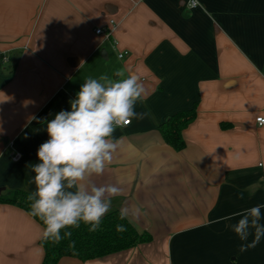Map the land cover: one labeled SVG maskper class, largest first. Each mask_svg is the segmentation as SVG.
Returning <instances> with one entry per match:
<instances>
[{"label":"crops","instance_id":"obj_1","mask_svg":"<svg viewBox=\"0 0 264 264\" xmlns=\"http://www.w3.org/2000/svg\"><path fill=\"white\" fill-rule=\"evenodd\" d=\"M198 2L0 0L1 196L35 191L47 123L70 110L88 77L115 80L124 70L145 88L135 110L150 115L115 129L111 163L89 179L119 187L110 210L128 208L152 240L58 264H264V237L241 241L230 227L239 217L225 219L264 204V126L256 123L264 116V0ZM111 20V37L96 35ZM194 104L176 152L159 126ZM43 230L24 209L0 203V264H42ZM242 243L254 246L242 252Z\"/></svg>","mask_w":264,"mask_h":264},{"label":"clouds","instance_id":"obj_2","mask_svg":"<svg viewBox=\"0 0 264 264\" xmlns=\"http://www.w3.org/2000/svg\"><path fill=\"white\" fill-rule=\"evenodd\" d=\"M196 0H194L195 4ZM112 79L108 75L99 78L88 77L81 84L70 110H61L47 123L48 139L37 150L38 163L32 165L35 173V191L28 194L30 214L39 217L45 225L43 238L59 243L70 238L71 231L80 223L90 225L95 232L102 217L110 210L112 198L121 194L113 184L97 186L89 179L104 173L111 163L113 153L120 144L113 138L117 127L142 120L148 112H137L135 106L145 98V88L136 74L125 76L118 70ZM259 122L264 124V119ZM240 198H243L241 195ZM264 204L231 214L225 219L239 217L230 225L241 241L254 235V243L264 237ZM138 213L134 210L133 215ZM128 208H122L119 218L129 217ZM63 231V235L61 232ZM118 232L125 231L123 225L116 226ZM72 242L71 246H74ZM249 246L241 244L240 251Z\"/></svg>","mask_w":264,"mask_h":264},{"label":"trees","instance_id":"obj_3","mask_svg":"<svg viewBox=\"0 0 264 264\" xmlns=\"http://www.w3.org/2000/svg\"><path fill=\"white\" fill-rule=\"evenodd\" d=\"M197 104L189 110L180 111L159 126L165 144L180 152L185 147L182 136L183 130L192 123L197 115ZM224 126V124H223ZM29 192L16 190L12 197L0 195V203H6L24 209L30 216V201L27 200ZM120 211L106 213L102 217L100 227L95 232H90V225L80 223L79 228L66 229L72 232L70 238L54 243L45 240L42 236L40 245L44 249L42 264H58L64 257H73L81 261L104 258L116 253L132 249L140 244L152 240L149 233H140L128 218L121 220ZM44 229L45 225L39 217L32 216ZM123 225L125 231L118 232L116 226ZM63 231L61 234L63 235ZM75 242L74 246L72 242Z\"/></svg>","mask_w":264,"mask_h":264},{"label":"built area","instance_id":"obj_4","mask_svg":"<svg viewBox=\"0 0 264 264\" xmlns=\"http://www.w3.org/2000/svg\"><path fill=\"white\" fill-rule=\"evenodd\" d=\"M187 2V5L190 9H196L199 7V2L198 0H196L195 4H194V0H186ZM110 28H108V30H104L103 28H97L95 30V33L96 35H102L104 36L106 39H109L112 35V32L114 31L115 27H116V24L113 20L110 21ZM127 53H121L119 54V58H123L124 55H126ZM260 119H264V116H259L256 118V123L259 127H262L264 126V124H261L259 122ZM21 155L19 153H15L13 156H12V160L13 161H18L20 159Z\"/></svg>","mask_w":264,"mask_h":264},{"label":"rangeland","instance_id":"obj_5","mask_svg":"<svg viewBox=\"0 0 264 264\" xmlns=\"http://www.w3.org/2000/svg\"><path fill=\"white\" fill-rule=\"evenodd\" d=\"M111 60H113V59H111ZM2 195H4L5 197H12V193H9V192H5V193H3ZM3 196V197H4ZM111 211H115V210H110L109 212H111ZM108 213V212H107Z\"/></svg>","mask_w":264,"mask_h":264},{"label":"water","instance_id":"obj_6","mask_svg":"<svg viewBox=\"0 0 264 264\" xmlns=\"http://www.w3.org/2000/svg\"><path fill=\"white\" fill-rule=\"evenodd\" d=\"M103 53H105L104 50H103ZM1 192H2V190H0V195H1Z\"/></svg>","mask_w":264,"mask_h":264}]
</instances>
